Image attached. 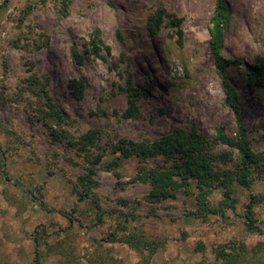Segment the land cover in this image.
<instances>
[{"label": "rangeland", "instance_id": "rangeland-1", "mask_svg": "<svg viewBox=\"0 0 264 264\" xmlns=\"http://www.w3.org/2000/svg\"><path fill=\"white\" fill-rule=\"evenodd\" d=\"M229 3L222 53L243 60L229 68V75L252 148L264 154V87L249 69L254 57L264 54V0ZM159 8L166 17L154 34L148 23ZM214 10L215 0H75L68 14H61L53 0L5 4L0 12V264H98L103 255L106 264H145L138 249L105 240L118 224L127 227L119 236L135 232L158 241L150 264H223L216 259V245L234 240L250 252L239 264H264V234L250 232L244 218L248 190L236 183V210L203 221L188 215L195 196L181 191L154 203L147 199L151 184L135 180L144 167L170 168L180 159L121 158L114 150L123 138L152 141L178 129L197 130L212 140L218 127L235 133L237 115L225 102L210 45ZM172 18L181 19L182 44ZM96 28L111 48L103 50L105 58L90 52ZM73 46L84 55L83 63L75 60ZM73 78L86 82L81 100L68 86ZM129 79L144 94L138 101L141 114L126 118ZM43 91L65 119L45 113ZM95 129L92 147L68 144ZM210 151L216 168H234L236 149L216 141ZM98 154L103 159L96 166L94 190L102 222L91 199L79 200L77 183L91 167L88 157ZM252 192L263 195L254 210L264 231V176ZM221 198L220 192L211 196L215 203ZM74 207L72 223L68 214Z\"/></svg>", "mask_w": 264, "mask_h": 264}, {"label": "trees", "instance_id": "trees-1", "mask_svg": "<svg viewBox=\"0 0 264 264\" xmlns=\"http://www.w3.org/2000/svg\"><path fill=\"white\" fill-rule=\"evenodd\" d=\"M9 0H4L0 4V12L8 3ZM46 3L49 0H40ZM58 3L61 14H68L71 4L75 0H53ZM166 17V11L163 8L157 9L152 15L148 23V30L151 33H158ZM230 18V3L229 0H215V10L211 19V50L214 57V63L217 72L221 79V84L225 93V102L232 107L237 115V130L234 134H229L224 127H218L214 140L209 139L204 134L197 130L178 129L175 132L161 136L152 141H136L133 139L123 138L115 147V152L119 153L121 158H130L132 156L149 157L155 155L176 156L181 161H177L173 167H147L135 176V180H141L151 184V190L147 195V199L157 203L166 199H171L176 196L177 192H185L195 196L196 207L188 211V215L208 221L211 215L225 217L228 210L235 211L237 208L238 199L235 197V184H239L248 190L250 200L246 204L244 218L247 229L250 232L264 234L262 227L258 224L255 216V204L261 200L263 195L252 192V186L255 181L264 176V154L256 152L251 145L248 137V128L246 123L240 116V106L237 101V89L235 88L230 75L229 68L243 63V60L238 57H228L222 53L223 38L225 30L228 27ZM177 27L179 35L178 43L183 42V30L181 29V19H173L171 23ZM89 41L90 52L96 57L105 58L103 50L111 52L103 40L102 31L96 28L91 34ZM118 37L122 39L121 30L118 31ZM74 58L77 62L83 63L84 55L73 46ZM254 68H249L252 72V78L262 87H264V54H257L254 57ZM72 94L79 100L84 97L86 90V82L83 78H73L68 84ZM129 95V107L124 111L123 116L131 118L140 115V107L138 101L144 94L138 88H135L131 79L128 80L126 88ZM45 105L48 106V111L45 113L55 120L65 119V113L58 107L57 103L47 91H43ZM104 113V112H103ZM98 130L88 131L84 133L79 141L73 139L68 140L70 146H78L84 150L92 147L95 144L96 134ZM55 136H59V132L54 130ZM221 142L236 149L239 152L237 160L234 162V168L220 169L214 165L216 158L210 151L212 145L216 142ZM89 156V155H88ZM103 159L102 154L88 157L91 167L87 173L80 174L77 178V183L81 188L79 191V200L91 199L98 210L97 222L103 221V213L98 196L94 188L97 186L95 180L96 166ZM225 159V158H224ZM195 188V191H194ZM26 192V189H24ZM220 192L222 198L219 202L212 201L211 196ZM35 202H38L42 208L48 211L46 204L36 195L30 193ZM263 199V198H262ZM76 208L68 214V219L73 223L75 220ZM127 227L121 224L109 233L106 241L121 242L128 244L142 253V257L146 260L145 264H150L153 254L158 249L157 240H148L143 236H139L135 232H130L127 235L119 236V230H125ZM38 234L39 231H37ZM37 251H40L39 246L41 240L39 236L35 237ZM261 244V243H260ZM148 250V254L144 251ZM216 259H221L223 264H239L244 259L247 260L250 254L249 249L244 242H226L216 245ZM40 253H37V263H40ZM113 264L118 262L112 260ZM108 262L107 255L101 257V262L98 264H106Z\"/></svg>", "mask_w": 264, "mask_h": 264}]
</instances>
